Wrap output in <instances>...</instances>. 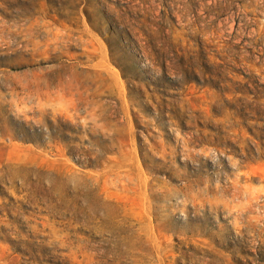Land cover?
Masks as SVG:
<instances>
[{
    "label": "rangeland",
    "instance_id": "374dc122",
    "mask_svg": "<svg viewBox=\"0 0 264 264\" xmlns=\"http://www.w3.org/2000/svg\"><path fill=\"white\" fill-rule=\"evenodd\" d=\"M263 229L264 0H0V264H264Z\"/></svg>",
    "mask_w": 264,
    "mask_h": 264
},
{
    "label": "bare ground",
    "instance_id": "6f19581e",
    "mask_svg": "<svg viewBox=\"0 0 264 264\" xmlns=\"http://www.w3.org/2000/svg\"><path fill=\"white\" fill-rule=\"evenodd\" d=\"M190 154L191 153H189V155ZM234 184L236 188L234 192L219 195L218 197H221L225 202V205L230 209L229 214H234V222L238 224L244 220V214L250 210L252 205L258 203V201L253 203L254 197L252 195V190L250 187H244V189H241L239 188L238 181H235ZM223 191L225 192L226 188H224ZM235 230L238 234L245 236L244 229ZM253 236L254 238L249 241L255 242V244H260V241L264 240V229L262 230V233L254 234ZM220 239L222 243H226L224 237H221ZM56 241L59 244L67 246L70 250L73 251V256H69L72 254L64 255L66 258H71V264H120L123 261L122 258L125 251L123 248H120L119 245H114L116 247V250L112 248L103 249L102 251L105 258L100 259L98 257L99 252L90 249V245H92L91 242L78 240L77 245L73 246L72 241L68 239V236L63 234H58ZM109 251L112 252V256L110 257L113 259V262H111L109 260V257L107 256ZM118 259H120L121 262H118ZM63 262H65V260H63Z\"/></svg>",
    "mask_w": 264,
    "mask_h": 264
}]
</instances>
